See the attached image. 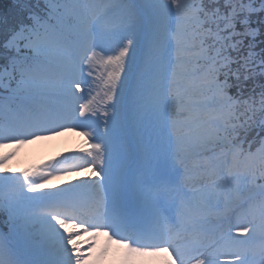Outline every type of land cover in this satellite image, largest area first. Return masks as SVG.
<instances>
[{
	"label": "snow or ice",
	"instance_id": "1",
	"mask_svg": "<svg viewBox=\"0 0 264 264\" xmlns=\"http://www.w3.org/2000/svg\"><path fill=\"white\" fill-rule=\"evenodd\" d=\"M80 129L86 148L10 167ZM117 254L264 264V0H14L0 17V264Z\"/></svg>",
	"mask_w": 264,
	"mask_h": 264
},
{
	"label": "rangeland",
	"instance_id": "2",
	"mask_svg": "<svg viewBox=\"0 0 264 264\" xmlns=\"http://www.w3.org/2000/svg\"><path fill=\"white\" fill-rule=\"evenodd\" d=\"M81 131H83V129L77 130L76 132H73V133H66L63 136L53 137L48 140L40 141V142L25 146L20 151L18 156L12 161V163L10 164V167L14 169H31L34 163L36 164L40 163L39 161H41L42 159H43L42 161H44L45 159L47 160L48 159L47 156L50 154L52 155V157L50 158V161H52L53 158H60L61 154H63V152L68 150L67 148L70 146L74 147L73 152H78L82 148H86L87 147L86 138L80 134ZM89 174H90V170L89 172H81L79 175L81 177H84ZM67 179L75 180L76 177L69 176L67 177ZM56 183L62 184L63 178L56 181ZM101 239L102 237L99 238V240ZM116 256L117 255L110 257L109 261H107L106 264H113V261L115 260Z\"/></svg>",
	"mask_w": 264,
	"mask_h": 264
},
{
	"label": "trees",
	"instance_id": "3",
	"mask_svg": "<svg viewBox=\"0 0 264 264\" xmlns=\"http://www.w3.org/2000/svg\"><path fill=\"white\" fill-rule=\"evenodd\" d=\"M13 8L14 0H0V17L9 18L13 13ZM31 169L35 170L38 169V167H34V165H32Z\"/></svg>",
	"mask_w": 264,
	"mask_h": 264
},
{
	"label": "bare ground",
	"instance_id": "4",
	"mask_svg": "<svg viewBox=\"0 0 264 264\" xmlns=\"http://www.w3.org/2000/svg\"><path fill=\"white\" fill-rule=\"evenodd\" d=\"M115 264H121V261L117 259Z\"/></svg>",
	"mask_w": 264,
	"mask_h": 264
}]
</instances>
